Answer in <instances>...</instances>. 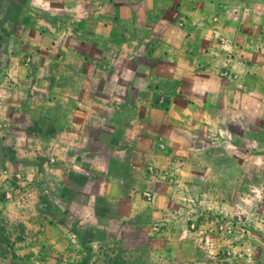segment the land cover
<instances>
[{"label":"crops","instance_id":"1","mask_svg":"<svg viewBox=\"0 0 264 264\" xmlns=\"http://www.w3.org/2000/svg\"><path fill=\"white\" fill-rule=\"evenodd\" d=\"M57 1L36 0L27 27L12 30L26 32L19 47L0 60V91L25 92L47 127L12 142L16 158L44 169V256L29 262L181 264L180 241L193 232L180 200L197 174L202 190L221 188L212 160L237 149L244 100L260 112L264 96L255 54L222 52L209 31L240 0Z\"/></svg>","mask_w":264,"mask_h":264},{"label":"rangeland","instance_id":"2","mask_svg":"<svg viewBox=\"0 0 264 264\" xmlns=\"http://www.w3.org/2000/svg\"><path fill=\"white\" fill-rule=\"evenodd\" d=\"M35 3L0 0V60L19 47L26 32L22 28L15 33L12 30L27 27ZM220 4L218 1L217 8ZM230 8L232 11L224 17L226 23L216 15L210 18L209 31L219 45L214 47L236 52L238 58L255 54L264 70V0H240ZM231 42H236L238 49L234 51ZM224 70L231 74L227 68L220 69L219 74ZM134 74L139 75V71ZM161 85L165 86L163 80L146 83L149 88ZM26 96L23 91H0V264H30L29 253L44 256L37 240V234L44 231L41 212L47 207L45 193L39 190L44 184V169L41 163L23 156L16 158L12 153V142L21 134L44 133L47 129L33 120ZM13 106L20 110L13 112ZM242 107L237 113L241 120L232 124L234 130L236 124L238 132L244 130L237 149L229 146L227 159L212 160L213 168L222 172L216 181L221 188L202 190L204 178L197 174L193 177L196 190L184 193L180 200L182 214L189 217L187 229L193 232L180 241L181 264H264V96L260 112L251 111L248 100ZM37 205L42 207L41 212ZM145 244L142 240L133 247ZM157 245L161 247V241ZM18 249L24 254L16 257L14 251ZM135 260L139 262L140 258Z\"/></svg>","mask_w":264,"mask_h":264},{"label":"built area","instance_id":"3","mask_svg":"<svg viewBox=\"0 0 264 264\" xmlns=\"http://www.w3.org/2000/svg\"><path fill=\"white\" fill-rule=\"evenodd\" d=\"M222 76L229 78L230 74L224 70L220 73ZM142 197L146 200V201H151L152 200V193L148 192V191H144L141 193Z\"/></svg>","mask_w":264,"mask_h":264}]
</instances>
